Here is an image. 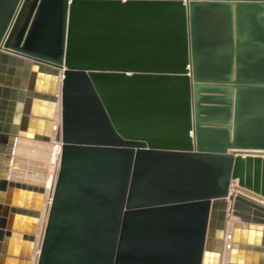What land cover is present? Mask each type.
Wrapping results in <instances>:
<instances>
[{
    "label": "water",
    "instance_id": "1",
    "mask_svg": "<svg viewBox=\"0 0 264 264\" xmlns=\"http://www.w3.org/2000/svg\"><path fill=\"white\" fill-rule=\"evenodd\" d=\"M55 131L38 264H264V0H0V264L45 196L17 142Z\"/></svg>",
    "mask_w": 264,
    "mask_h": 264
},
{
    "label": "bare ground",
    "instance_id": "2",
    "mask_svg": "<svg viewBox=\"0 0 264 264\" xmlns=\"http://www.w3.org/2000/svg\"><path fill=\"white\" fill-rule=\"evenodd\" d=\"M66 80V76L64 73H62L60 75V79H59V88L57 90V96H58V105H57V114L55 116V127L58 128L59 126H61V111H60V107H61V93H62V89H63V84H64V81ZM82 86L84 87L83 85L79 84V87ZM80 87L82 90L83 88ZM85 93V91H84ZM89 94L86 92L85 95H83L80 99V102H79V107L80 108H84L86 110H90V106H91V109H92V105L89 104V102H91V98L90 96H88ZM79 96V94H78ZM87 100H90L89 102ZM94 107V105H93ZM95 110L97 109L96 107H94ZM62 110V109H61ZM97 111V110H96ZM101 125V124H100ZM79 135V133H71L69 135L70 136H73V135ZM55 135H56V131L53 133V141L52 143H43V146L46 150L50 151V164H53L56 166V172L58 173V169H59V165H60V160H61V153H62V142H56L54 139H55ZM19 140H25V139H19ZM18 140V141H19ZM26 141H29V142H37V141H31V140H26ZM21 142L22 141H19L17 142V144L19 143L18 145V148H16L17 150V153H18V149H19V146L21 145ZM37 143H42V142H37ZM32 144V143H31ZM27 145V144H26ZM23 146V145H22ZM33 147V146H32ZM40 147V146H39ZM42 147V146H41ZM40 147V148H41ZM22 149V148H21ZM23 151V150H22ZM24 152V151H23ZM16 154V152H15ZM35 156V155H34ZM19 157V156H18ZM15 158V156H14ZM37 159V158H36ZM41 161V160H40ZM15 163V162H14ZM37 163V162H36ZM35 163V164H36ZM34 164L32 163L31 166H33ZM40 165V164H39ZM30 166V167H31ZM35 166V165H34ZM38 166V165H37ZM58 166V167H57ZM36 167V166H35ZM34 167V168H35ZM33 168V167H32ZM13 170V168H12ZM16 170V169H15ZM36 174V173H35ZM52 175H47V176H43V179L41 180L40 178V175L38 176H34L33 174V180H32V176H31V180L33 181V183H37L38 184H43L42 186L45 188L46 190V195L44 196V199L47 198L45 201L43 199L42 201V204H41V208H40V217L38 219V226H37V231H36V234H35V242H34V245H33V253H32V256H31V260H30V264H37V261H38V253L36 254V252L39 251L40 249V245L42 244L43 242V238H44V235H45V229H46V226H47V219H48V211H49V201H50V198L52 197V192H54V189H55V184H56V178H57V174L54 176L53 173H51ZM20 176V175H19ZM29 176V175H28ZM30 177V176H29ZM28 177V178H29ZM26 178V177H25ZM40 186V185H39ZM231 191H232V188H231ZM44 203V204H43ZM229 225V230L230 228H232V221H230L228 223ZM230 240L229 238L227 237L226 239V250H225V255H224V261H223V264H227V261H228V250H227V246L230 244Z\"/></svg>",
    "mask_w": 264,
    "mask_h": 264
},
{
    "label": "rangeland",
    "instance_id": "3",
    "mask_svg": "<svg viewBox=\"0 0 264 264\" xmlns=\"http://www.w3.org/2000/svg\"><path fill=\"white\" fill-rule=\"evenodd\" d=\"M60 108L62 109V101H61V107ZM61 109H60V111H61V119H62V110ZM61 123H62V120H61ZM39 146L40 147L42 146V147L40 148ZM43 146H45V145H43L42 143H34V142H28V141L21 142V145L19 146V149H18V153L16 154L17 155L16 156V167H17V172H19L18 176L20 175L19 178L21 177V179L25 180V182L33 183V181H32L33 175L34 176L40 175V178L42 180L44 175L45 176L52 175L51 173H53V175L55 176L57 174L56 166L53 164H50V157H51V155L49 153L50 151L46 150ZM32 163L36 167L34 165L31 166ZM31 176H32V180H31ZM234 184H236V183H234Z\"/></svg>",
    "mask_w": 264,
    "mask_h": 264
},
{
    "label": "crops",
    "instance_id": "4",
    "mask_svg": "<svg viewBox=\"0 0 264 264\" xmlns=\"http://www.w3.org/2000/svg\"><path fill=\"white\" fill-rule=\"evenodd\" d=\"M19 141H22V142H23V141H26V140H19ZM19 141H18V142H19ZM28 142H29V141H28ZM34 143H37V142H34ZM42 144H43V143H42ZM18 145H19V143L17 144V148H18ZM16 154H17V150H16ZM16 154H15V160H14L15 163H13V170H12V172H17V167H16V156H17V155H16ZM15 169H16V170H15ZM17 173L19 174V172H17ZM20 178H21V177H20ZM29 184H30L31 186H34V187H38L39 185L42 186L41 184H38V185H37L36 183H29Z\"/></svg>",
    "mask_w": 264,
    "mask_h": 264
},
{
    "label": "built area",
    "instance_id": "5",
    "mask_svg": "<svg viewBox=\"0 0 264 264\" xmlns=\"http://www.w3.org/2000/svg\"><path fill=\"white\" fill-rule=\"evenodd\" d=\"M45 195H46V190H45ZM53 195H54V192H52V197L50 198V201H49V211H48V214L51 210V207H52V203H53ZM48 198V197H47ZM45 198L44 201L47 199ZM44 204V203H43ZM49 216V215H48ZM48 221V219H47ZM43 243V242H42ZM41 247H42V244L40 245V249L38 252H36V254L38 253V261H39V258H40V254H41ZM38 261H37V264H38Z\"/></svg>",
    "mask_w": 264,
    "mask_h": 264
}]
</instances>
